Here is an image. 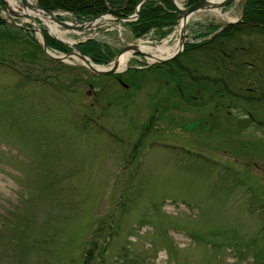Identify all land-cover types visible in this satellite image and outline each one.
Wrapping results in <instances>:
<instances>
[{
  "label": "rangeland",
  "instance_id": "374dc122",
  "mask_svg": "<svg viewBox=\"0 0 264 264\" xmlns=\"http://www.w3.org/2000/svg\"><path fill=\"white\" fill-rule=\"evenodd\" d=\"M219 10L237 17L241 0ZM214 12L190 16L186 41L227 23ZM0 16V264H254L264 249L263 86L212 79L214 91L188 92L193 78L216 76L213 44L198 50L195 71L133 55L130 82L92 76L77 58L50 60ZM125 22L64 34L116 49L171 34L151 27L135 38ZM236 37L214 43L236 60L263 55L253 74L264 77V36Z\"/></svg>",
  "mask_w": 264,
  "mask_h": 264
},
{
  "label": "trees",
  "instance_id": "16d2710c",
  "mask_svg": "<svg viewBox=\"0 0 264 264\" xmlns=\"http://www.w3.org/2000/svg\"><path fill=\"white\" fill-rule=\"evenodd\" d=\"M38 1L44 7L52 8V9L61 8V9L70 10V11H73L77 17L84 18V17L93 16L99 12L107 10L108 5L106 1H109L112 4H116V3L121 2L122 0H38ZM137 1L138 0H129L126 5L112 9V12L115 15L128 14L133 10ZM172 9H173V5L169 0H159V1L158 0H146L144 1L140 7L138 18L128 22V25L130 26V29L133 32V35L141 36L146 31H148L151 27L157 28L161 33L169 32L172 29V25L175 23V17H176V13L172 11ZM3 22H4V19L0 17V23H3ZM244 23H251L252 25H254V27L243 26ZM236 32L238 33L235 35ZM248 32L249 33L257 32L258 34H261L264 36V0H246V7H245V11L242 16V21L237 22L235 24L226 25L220 31L216 32L214 36L208 40H205L202 42L200 41L196 43L188 42L184 48V50L185 49L186 50L185 51L183 50L184 53L182 52L175 59L167 62V64L170 65L168 67H172L173 65L179 66V64L181 65V62L183 63L187 62L188 65L190 66L187 65L185 66V68L189 69L190 71H195L196 70L195 67H197L196 66L197 62L193 61V59L195 60L197 58V53L200 52L198 50L200 49L203 50L204 45L209 46V44H213V48L210 49L212 50L213 53H210V54H212L214 58L209 61L214 66L212 68L215 69L216 73L214 75L216 76H212L209 79L205 78V79H198V80H196V78L195 79L193 78V80L188 85L189 87L188 92H192L193 90H197V91L203 90L206 92L212 91L213 90L212 88L207 87V85L214 84V82L211 83L212 81H214L212 79L228 80L231 85L228 87V89L234 87L235 83L241 85L240 87L242 88L243 84H251L253 81L259 84L260 86L264 87V84H263L264 77H262L261 75V78H260V76L253 74L255 70L253 68L255 65L254 59H258V57L261 58L260 56L262 55L256 54L255 56V54H253L254 56L252 55L253 59L251 61H246L244 57L239 59V61L235 59H233L232 61L233 56L230 53L231 49L224 51V55H221V53L219 52V49L217 48V45L214 43V41H218V42L220 41V43L223 44L225 43V40H227L228 42L227 44H229L232 42V40L237 39L236 36H240L241 34H244V33L246 34ZM207 33L208 31L205 34ZM45 35H46L48 46L56 47L62 50L69 49V47L65 45L64 43L60 41L58 43V40L51 37L47 32L45 33ZM220 38H224V39L221 40ZM35 44L39 48L36 42ZM77 47L81 52L89 55L92 58V60L98 63L107 62L115 53V48L111 47L108 43H103L95 38H88L84 41L78 42ZM39 50L41 49L39 48ZM218 54L221 56L217 57L216 55ZM205 63H206L204 64L205 68H207L209 65H207L206 58H205ZM191 66H194V67H191ZM212 68H210V70H213ZM132 70L133 68H128L124 74L119 73V75L123 76L124 79H126V81L130 82L131 80L129 81V79L132 76V74L129 72H131ZM128 73L129 75H127ZM259 80L262 81L263 83L261 82L258 83L257 81ZM201 81L204 82V84ZM195 82L201 83L202 86L201 87L196 86ZM216 91L220 92V89L216 88ZM248 93H252V92H248ZM254 240L255 239L253 238L247 239L245 241V245L247 247H250L251 246L250 242H254ZM236 244L240 245L239 243H236ZM256 252L257 253L255 254L254 264H264V249L260 247L256 249ZM137 256L139 255L137 254ZM136 261H137V258H136Z\"/></svg>",
  "mask_w": 264,
  "mask_h": 264
},
{
  "label": "water",
  "instance_id": "95a60500",
  "mask_svg": "<svg viewBox=\"0 0 264 264\" xmlns=\"http://www.w3.org/2000/svg\"><path fill=\"white\" fill-rule=\"evenodd\" d=\"M5 4V6L7 7L6 12L9 13V10L14 12V10H12L11 8L8 7L7 3L5 0H2ZM143 0H140L138 4H140ZM173 2V4L175 5V9L177 11V22L179 20H181V35H180V47L175 51V53L167 56V57H160L158 58V61H165L167 59H171L173 57H175L177 54L180 53V51L182 50V48L184 47V40H185V24L187 21V18L190 14H192L193 12L203 9V8H214V7H219L222 5H225L227 3H229L231 0H217V1H213V0H196L194 2H192L191 4L187 5L186 7H181L179 6L175 0H171ZM24 5H29L30 7L36 9V10H40L44 13H47L51 16L52 19H54L55 21H57L58 23H60L61 25L67 26V27H89L91 25V23L99 18V17H103V15L105 13H99L96 16H93L89 19L83 20L81 22H78L76 20H74L76 23L75 24H70L67 21L60 19L57 17L56 13L49 9V8H45L43 7L38 0H35L34 3H29L26 0H22ZM126 2V0L123 1V3ZM243 2V9L245 7V0H242ZM138 10V6L136 7V11ZM26 28H30V27H26ZM30 29L32 30H36L35 27H31ZM41 31L42 34V41L40 42V45L42 47V49L51 57L55 58V59H64L66 56H70L72 54H76L77 56H79L81 59H83L86 62L87 67L95 72V73H108V72H114L116 70H118V66H119V56L120 54L128 49V48H134L135 51L141 52L143 54H146L145 52H143L142 50L136 48V44H127L124 47H122L118 53L114 56V58L112 59L111 63L107 64L106 66H97L92 64V62L88 59V57L86 55H84L83 53H81L78 48L75 46V44H70L69 42L61 39V38H57L62 40L63 42L67 43L68 45H70L72 47V51L71 52H66L63 53L61 55H56V54H52L48 51L47 45H46V38L44 33ZM157 46V45H154Z\"/></svg>",
  "mask_w": 264,
  "mask_h": 264
},
{
  "label": "bare ground",
  "instance_id": "6f19581e",
  "mask_svg": "<svg viewBox=\"0 0 264 264\" xmlns=\"http://www.w3.org/2000/svg\"><path fill=\"white\" fill-rule=\"evenodd\" d=\"M6 1V3H7V5L10 7V8H12V9H14L15 11H17V12H21V13H27V14H30V15H32L33 17L34 16H38V17H40L41 19H42V21L44 22V24L46 25V27L53 33V34H55V35H57L58 37H61V38H63V39H65V40H67L68 42H72L73 41V39L72 38H70V37H68L67 35H65L64 33L66 32V31H69L68 29H62L61 27H60V25L57 23V22H55V21H53V20H51V18H50V16L48 15V14H46V13H42L40 10H36V9H34V8H32V7H30L29 5H24L20 0H5ZM26 1H28L29 3H33L34 2V0H26ZM106 4V3H105ZM213 11H215V12H217V13H219L221 16H223V17H225L226 19H232V18H234L233 16H230V15H228L227 13H222L219 9H212ZM214 12V13H215ZM232 13V12H231ZM194 15V14H193ZM192 17V16H191ZM104 19H107V18H104ZM125 23H127V22H125ZM4 24H5V22H4ZM1 26V25H0ZM113 28V27H112ZM180 29H181V20L178 22V24L175 26V29H174V31L168 36V37H166L165 39H163V41L164 42H162L161 44H158L157 46H152V45H150L149 43H150V41L148 40V39H138V40H136V41H134L135 43H137L136 44V48H138V49H140V50H142V51H145L146 53H151L150 55L151 56H148L147 57V59L148 60H154V59H156V58H158V57H162V56H167V55H170L173 51H175L177 48H179L180 47V43H179V41H180ZM82 32V31H81ZM211 32V31H210ZM120 33V32H119ZM94 34V33H93ZM201 34V33H200ZM202 34H204V33H202ZM38 35H40L39 33H38ZM92 36V35H91ZM51 40H53V39H51ZM49 41V40H48ZM56 41V40H55ZM199 41V40H198ZM202 42V41H201ZM234 42V41H233ZM35 43V42H34ZM58 43H59V41H58ZM198 44V43H197ZM263 46V45H262ZM255 47V46H254ZM229 48V47H228ZM241 48V47H240ZM239 48V49H240ZM252 48V47H251ZM238 49V50H239ZM244 49V48H243ZM246 49V48H245ZM186 50V49H185ZM184 50V51H185ZM236 51V50H235ZM250 51V50H249ZM253 51H254V49H253ZM253 51H252V53H253ZM257 51V50H256ZM41 52V51H40ZM50 52H54L53 50H51L50 49ZM232 52H234L233 50H232ZM241 52V51H240ZM244 52V51H243ZM184 53V52H183ZM246 53V52H245ZM244 53V54H245ZM248 53V52H247ZM251 53V54H252ZM256 53V52H255ZM260 53V52H259ZM234 54H235V52H234ZM240 54V53H239ZM262 54V53H261ZM203 55V54H202ZM231 55L233 56V54L231 53ZM241 55V54H240ZM253 55V54H252ZM251 55V56H252ZM77 59H81V58H79L78 56H76V55H74ZM132 56V49H128V50H125V51H123L121 54H120V56H119V61H120V67L121 68H124L125 66H127V64H128V61H129V59H130V57ZM205 56V55H204ZM237 55H235V57H236ZM239 56V55H238ZM245 56V55H244ZM248 56H249V53H248ZM247 56V57H248ZM254 56V55H253ZM256 56V55H255ZM263 56V55H262ZM262 56H260L261 58H263ZM241 57V56H240ZM196 58V57H195ZM203 58V57H202ZM251 58V57H250ZM229 59V58H228ZM239 59V58H238ZM188 60V59H187ZM187 60H185V61H187ZM190 60H191V58H190ZM202 60V59H201ZM230 60V59H229ZM236 60V59H235ZM255 60V59H254ZM253 60V61H254ZM81 61L82 62H84L82 59H81ZM194 61V60H193ZM198 61V60H197ZM207 61V60H206ZM232 61H233V58H232ZM239 61V60H238ZM237 61V62H238ZM210 62V61H209ZM214 62V61H213ZM255 62H257V61H255ZM187 63V62H186ZM194 63V62H193ZM200 63H202V61L200 62ZM244 63V62H243ZM199 64V63H198ZM204 63H202V65H203ZM194 65V64H193ZM196 65H197V63H196ZM208 65V64H207ZM210 66H212L211 64H210ZM238 66V65H237ZM263 66V65H262ZM261 66V67H262ZM191 67H194V66H191ZM255 67V66H254ZM264 67V66H263ZM197 68H198V66H197ZM257 68V67H256ZM208 69V68H207ZM206 69V70H207ZM214 71H215V69L214 68H212ZM232 69V68H231ZM130 70V69H129ZM128 70V71H129ZM162 70V69H161ZM164 70V69H163ZM169 70V69H168ZM133 71V70H132ZM198 71V70H197ZM196 71V72H197ZM163 72V71H162ZM172 72V71H171ZM200 72H201V70H200ZM205 72V71H204ZM127 73V72H126ZM173 73V72H172ZM209 73V72H208ZM213 73H215V72H213ZM129 74V73H128ZM159 74V73H158ZM164 74H166L165 72H164ZM168 74V73H167ZM175 74V73H174ZM200 73H198V75H199ZM206 74V73H205ZM212 74V73H211ZM169 75V74H168ZM203 75V74H202ZM175 76H176V74H175ZM254 76V75H253ZM98 77V76H97ZM119 77V76H118ZM134 77V76H133ZM173 77V76H172ZM136 78V77H135ZM165 78V77H164ZM170 78V77H169ZM123 79V78H122ZM259 79V78H258ZM258 79H256V80H258ZM118 80V79H117ZM129 80H131V79H129ZM263 80V79H262ZM125 81V80H124ZM123 81V82H124ZM260 81V80H259ZM173 82V81H172ZM262 82V81H261ZM175 83V82H174ZM178 83V82H177ZM253 83V82H252ZM254 83H256V82H254ZM261 84V83H260ZM264 84V83H263ZM177 85V84H176ZM178 86V85H177ZM232 90V89H231ZM233 91V90H232ZM232 96V95H231ZM260 123V122H259ZM26 217V216H25ZM27 218H29V217H27ZM25 219V218H24ZM23 220V219H22ZM27 223V222H26Z\"/></svg>",
  "mask_w": 264,
  "mask_h": 264
}]
</instances>
